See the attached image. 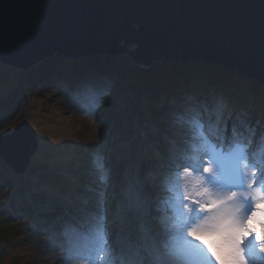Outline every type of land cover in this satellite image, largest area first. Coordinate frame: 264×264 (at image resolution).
Masks as SVG:
<instances>
[{
    "label": "water",
    "instance_id": "water-1",
    "mask_svg": "<svg viewBox=\"0 0 264 264\" xmlns=\"http://www.w3.org/2000/svg\"><path fill=\"white\" fill-rule=\"evenodd\" d=\"M124 51L141 67L203 63L264 84V0H0L4 66ZM38 146L24 119L0 136V160L22 175Z\"/></svg>",
    "mask_w": 264,
    "mask_h": 264
},
{
    "label": "snow or ice",
    "instance_id": "snow-or-ice-1",
    "mask_svg": "<svg viewBox=\"0 0 264 264\" xmlns=\"http://www.w3.org/2000/svg\"><path fill=\"white\" fill-rule=\"evenodd\" d=\"M180 106L185 115L173 113L170 123L187 139L182 150L173 149L166 165L170 195L163 214L153 217L159 197L140 195L129 173L120 235L111 240L105 214L70 259L85 264H264V133L257 138L230 126L226 106L211 96L185 97ZM128 212L141 225L134 239L123 229Z\"/></svg>",
    "mask_w": 264,
    "mask_h": 264
},
{
    "label": "trees",
    "instance_id": "trees-1",
    "mask_svg": "<svg viewBox=\"0 0 264 264\" xmlns=\"http://www.w3.org/2000/svg\"><path fill=\"white\" fill-rule=\"evenodd\" d=\"M0 84L3 86L0 88V120H8L24 100H29V104L31 101L33 104H43L50 91L58 96H77L78 90L85 84L98 91V101L102 107L97 114L109 113L107 118L114 120L116 115L125 113L126 108L122 103L128 100L132 92L135 111L142 118L138 130L155 140L152 148L154 154L165 160H170L173 149L180 151L185 147L187 133L173 125H168L166 129L162 119L170 120L173 113L177 116L185 115L180 106L185 97L211 96L222 101L227 108L226 117L233 112L237 113L235 123L240 120L249 121L252 116H256L258 123L264 117V84L240 79L231 71L215 65L188 61L154 63L144 68L134 61L128 62L125 56L98 57L84 61L53 57L24 70L9 68L0 63ZM4 104L11 108L4 109ZM45 111L42 114L45 115ZM44 117L47 118L48 128H51L50 135L54 137V121H50L53 116L46 114ZM104 131L106 129L101 130L105 135L101 150L107 153L104 164H113L108 169V183L113 186L118 184V163L123 156L113 154L121 148V144L114 141L115 131ZM47 151L34 156L31 166L39 162L43 167L54 164L52 168L57 171L54 174L49 172L48 182H44L47 179L43 178V182H37L35 176H28L29 173L17 176L7 167L0 169V181L7 186L10 208L26 215L29 222L47 227L58 223H79L92 229L104 212L111 213L109 222L114 223L118 211L112 212L111 207L117 202V186L113 188L108 205L101 208L95 195L88 194L86 188L76 182L74 174L69 180L58 171L59 165L50 159ZM49 152L52 156L56 153L52 147ZM147 164H152V161H147ZM40 202H45L44 206L49 205L48 208L38 207Z\"/></svg>",
    "mask_w": 264,
    "mask_h": 264
},
{
    "label": "rangeland",
    "instance_id": "rangeland-1",
    "mask_svg": "<svg viewBox=\"0 0 264 264\" xmlns=\"http://www.w3.org/2000/svg\"><path fill=\"white\" fill-rule=\"evenodd\" d=\"M123 50L130 51L131 48ZM125 51V54L121 56L127 57L128 62H131L129 53ZM1 85L0 88L3 87ZM47 94L43 104H33L32 101L29 104V100H24L8 120H0V136L6 135L15 124L26 119L36 132L39 144L37 155L40 156L47 149L50 151V147L54 148L55 155H50L49 151L46 153L52 161L59 165H57L58 171L60 170L69 180L74 174L77 178L76 182L81 183L88 194L95 195L101 208L108 205L109 197L113 195V188L117 186V202L112 205L111 210L118 211V218L114 226L108 223V226H111V239L115 237L117 239L120 235L121 202L125 197L124 190L128 187L126 176L129 173L132 184L140 195L152 194L154 197H159V200L153 203V217L162 215L165 208L163 201L170 195L165 190L169 170L162 169V166L168 163L162 156L157 157L154 154L155 150L153 151L152 148L155 140L149 139L146 133L139 132L138 126L141 125L142 118L135 111L133 93L130 92L128 100L122 103V106L126 108L125 113L116 115L114 120L107 118L109 113L97 114L102 104L98 101V91L89 85H82L77 96L70 94L68 97L65 94L58 96L52 91ZM3 107L4 109L11 108L5 104ZM44 110L46 114L53 116V120L50 121H54L53 129L56 131L54 137L50 135L51 128H48L47 118L44 117L46 114H42ZM169 121L168 119L162 120L166 129L168 125V127L172 126ZM103 129H106L104 132L115 131L114 141L121 144V148L113 153L123 156L122 161L118 163V168H120L117 173L118 184L113 186L108 183L110 179L108 169H111L113 164H104L107 153L104 154L101 150L102 139L105 137L101 133ZM5 130L9 132L6 133ZM148 160L152 161V164L141 167V164ZM4 164L0 161L1 170L6 167ZM52 166L54 164L51 163L43 167L40 162L34 164L33 167L29 165L25 176L29 173L30 178L35 176L37 182H43V179L48 178L49 172L54 174L57 171V169L54 171ZM44 182H48V179ZM8 198L7 186L0 181V264H85L83 260L70 259V257L72 251L92 237L93 230L90 235L73 225L59 226L60 223H58L47 227L41 223L29 222L26 215L10 208ZM44 203H38V207L48 208L49 205L46 207ZM157 206L161 208L160 213L155 211ZM167 210L168 215H171L170 205ZM139 225L140 222L133 213L128 212L123 222V229L126 228L125 232L129 233L133 239L136 236L134 228ZM156 225L157 221L153 220L152 226L156 227ZM114 234L117 235L114 236ZM205 239L206 242L210 240L208 237Z\"/></svg>",
    "mask_w": 264,
    "mask_h": 264
},
{
    "label": "bare ground",
    "instance_id": "bare-ground-1",
    "mask_svg": "<svg viewBox=\"0 0 264 264\" xmlns=\"http://www.w3.org/2000/svg\"><path fill=\"white\" fill-rule=\"evenodd\" d=\"M131 60H132V59H131ZM211 66H212V65H211ZM215 66H217V65H215ZM228 71H229V70H228ZM226 112H227V111H226ZM226 112H225V115L227 114ZM231 115H233V117H235V116H237V113H236V112H233ZM262 118H263V120H262L261 124H264V117H262ZM162 120L165 121L166 119L164 118V119H162ZM169 122H170V121H169ZM251 122H253V120H251ZM248 126H249V124L247 125V127H248ZM251 126L253 127V126H254V123H252ZM247 127H246V128H247ZM259 131H260V130H259ZM261 132H262V131H261ZM254 134H255V132H254ZM255 135H256V137L258 136V135H257V132H256ZM259 136H260V135H259Z\"/></svg>",
    "mask_w": 264,
    "mask_h": 264
}]
</instances>
